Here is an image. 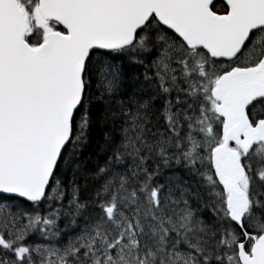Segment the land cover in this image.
Wrapping results in <instances>:
<instances>
[{
    "label": "trees",
    "instance_id": "16d2710c",
    "mask_svg": "<svg viewBox=\"0 0 264 264\" xmlns=\"http://www.w3.org/2000/svg\"><path fill=\"white\" fill-rule=\"evenodd\" d=\"M208 63L158 23L129 48L92 53L73 138L45 200L30 205L13 198L4 220L30 213L21 219L38 233L53 223L54 245L72 249L63 253L67 262L92 246L86 232L80 238L82 229L112 231L104 218L105 206L114 205L125 227L136 230L129 237L136 259L145 245L153 255L158 246L181 244L190 246L197 264H224L241 230L227 215L225 197L210 188L217 181L203 176L204 154L198 152V161L193 154L211 149L212 140L191 145L195 133L213 132ZM58 253L51 254L54 264Z\"/></svg>",
    "mask_w": 264,
    "mask_h": 264
},
{
    "label": "water",
    "instance_id": "95a60500",
    "mask_svg": "<svg viewBox=\"0 0 264 264\" xmlns=\"http://www.w3.org/2000/svg\"><path fill=\"white\" fill-rule=\"evenodd\" d=\"M213 0H41L45 17L61 22L70 36L49 34L33 51L21 44L16 68L0 70V192L30 202L40 200L49 185L72 131V117L84 92L83 73L91 49L112 50L134 42L155 14L188 45L204 47L213 57H235L257 26L264 25V0H225L230 16L214 14ZM262 8V7H261ZM19 16V11L17 10ZM9 61V59H6ZM213 96L222 102L224 142L213 151L217 178L229 193L233 222L243 226L250 202L238 178L245 176L230 141L245 135L249 146L264 140V120L252 127L246 107L264 97V59L260 66L235 69L220 77ZM244 264H264V234L250 258L240 244Z\"/></svg>",
    "mask_w": 264,
    "mask_h": 264
},
{
    "label": "flooded vegetation",
    "instance_id": "af4514ba",
    "mask_svg": "<svg viewBox=\"0 0 264 264\" xmlns=\"http://www.w3.org/2000/svg\"><path fill=\"white\" fill-rule=\"evenodd\" d=\"M19 2L26 5L27 0H19ZM214 6L217 9L221 10V11H218L220 14L227 13L229 11L228 6L222 0L215 1ZM246 47L249 50L247 53L245 52ZM246 47H245L244 52L241 54V57L239 55L236 59L242 58L243 62L250 63L251 67L257 66L264 58V28H260L251 34V37ZM236 59L233 61H228V62H231L232 64H234V66L236 63L240 64V61H236ZM247 115L251 123L253 124H256L259 121L264 119V97L257 99L256 101H254L252 104H250L247 107ZM262 232L263 231L260 229L255 230L252 232L253 233L252 237L259 236ZM248 243H250V240H247L245 246H247V252L250 255H252L251 249H252L253 243L251 242L250 245H248ZM24 256H26V254ZM23 257L20 256L19 259ZM165 262L166 261H160L158 264H165ZM21 263L26 264L27 262L22 260ZM170 263L175 264V259L170 260ZM237 264H240V263H237Z\"/></svg>",
    "mask_w": 264,
    "mask_h": 264
},
{
    "label": "rangeland",
    "instance_id": "374dc122",
    "mask_svg": "<svg viewBox=\"0 0 264 264\" xmlns=\"http://www.w3.org/2000/svg\"><path fill=\"white\" fill-rule=\"evenodd\" d=\"M38 21H40L39 18H38ZM50 29H51V27H48L47 30H50ZM202 166L208 167L209 165L206 162L202 161ZM111 215H113V213H111ZM252 220H253V218H252ZM252 224H253V227H255V228L257 227L256 225H259L258 221H253ZM21 233L22 232L21 231H18V230H15L13 232L14 235H20V236H21ZM108 238L109 237L107 235H100L101 243H102V245H104V248L107 245L109 246V244H108ZM147 243H148V245H150V241H148ZM145 246H146V250H144V255L147 256V255L151 254V252H150L151 249H150L149 246L148 247H147V245H145ZM165 247L166 246H162V247L161 246H158L157 249L154 250V253L160 255L162 252H164ZM172 247H175V246L172 245ZM23 252H24V250L21 249V250H19L17 252V255H22Z\"/></svg>",
    "mask_w": 264,
    "mask_h": 264
}]
</instances>
